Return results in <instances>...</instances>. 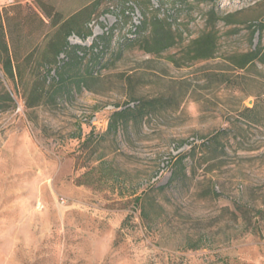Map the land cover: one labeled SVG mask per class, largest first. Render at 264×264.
<instances>
[{
	"label": "rangeland",
	"instance_id": "obj_1",
	"mask_svg": "<svg viewBox=\"0 0 264 264\" xmlns=\"http://www.w3.org/2000/svg\"><path fill=\"white\" fill-rule=\"evenodd\" d=\"M37 1L0 0V15L41 12ZM42 1L65 16L88 5L92 35L69 41L104 49L88 88L51 105L25 107L0 69V264H264V65L230 62L257 43L264 0ZM145 15L171 23L175 46L127 40ZM209 26L215 56L191 61L185 46ZM155 98L141 122L106 134L112 111ZM183 153L188 179L170 184ZM151 183L142 213L133 199Z\"/></svg>",
	"mask_w": 264,
	"mask_h": 264
},
{
	"label": "trees",
	"instance_id": "obj_2",
	"mask_svg": "<svg viewBox=\"0 0 264 264\" xmlns=\"http://www.w3.org/2000/svg\"><path fill=\"white\" fill-rule=\"evenodd\" d=\"M125 2V0H121ZM41 12L30 6L18 4L3 9L0 15V69L5 81H11L14 90L23 100L25 107L32 108L41 105L54 104L58 98L70 94L71 90L80 92L88 88L87 80L93 75L94 69L101 63L100 53L104 45L92 42L90 45L71 43L69 37L75 35L84 40L92 35L86 24L88 5L69 14L63 15L54 11L51 5L42 0L37 1ZM214 12L211 11L209 20ZM28 18L34 22V27L23 32L24 24ZM256 23L249 25L251 38L257 33V43L253 48L242 53H234L230 57L231 64L238 70L253 66L256 62L264 65V16ZM148 35H142L143 28H148ZM136 37L127 39L138 42L146 53H161L178 42L171 23L165 18L156 15L147 18L146 15L140 25L135 26ZM30 32H37L36 39H29ZM109 36V35H108ZM105 36H100L104 40ZM217 33L214 26L207 27L201 34L189 40L185 46V53L191 61L207 60L215 56L217 50ZM99 47V48H98ZM1 84V81H0ZM3 89V88H2ZM3 98L13 102L10 92H3ZM155 99H143L133 104L114 110L109 115L106 134H116L118 130H127L132 124L142 121L150 112ZM256 108L244 107L241 116L250 119L247 113ZM89 138L84 143L89 142ZM186 153L179 154L173 163L170 184L188 179L184 158ZM163 190L164 187H160ZM153 183L148 184L134 201L141 203V212L152 202L150 197L154 192ZM257 214L264 215V205L256 210ZM193 246L192 248H196Z\"/></svg>",
	"mask_w": 264,
	"mask_h": 264
},
{
	"label": "built area",
	"instance_id": "obj_3",
	"mask_svg": "<svg viewBox=\"0 0 264 264\" xmlns=\"http://www.w3.org/2000/svg\"><path fill=\"white\" fill-rule=\"evenodd\" d=\"M13 0H9V2H12Z\"/></svg>",
	"mask_w": 264,
	"mask_h": 264
}]
</instances>
